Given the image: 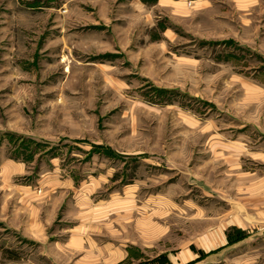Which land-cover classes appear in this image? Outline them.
<instances>
[{
	"label": "rangeland",
	"instance_id": "374dc122",
	"mask_svg": "<svg viewBox=\"0 0 264 264\" xmlns=\"http://www.w3.org/2000/svg\"><path fill=\"white\" fill-rule=\"evenodd\" d=\"M193 1L0 0V264H73L22 221L47 177L106 203L149 256L236 191L229 148L264 130V0ZM73 197L43 210L45 246L85 220Z\"/></svg>",
	"mask_w": 264,
	"mask_h": 264
},
{
	"label": "crops",
	"instance_id": "0c3cea01",
	"mask_svg": "<svg viewBox=\"0 0 264 264\" xmlns=\"http://www.w3.org/2000/svg\"><path fill=\"white\" fill-rule=\"evenodd\" d=\"M138 1L143 6H166L177 11H184L181 5L187 3V0ZM193 2L200 5L208 0ZM261 133L258 146L231 145L227 165L230 180L237 185L236 191L220 190L210 196L214 207L212 210L201 207L199 219L211 214L212 223L198 237L184 241L176 248L149 256L144 246L128 239L124 228L118 232L110 231V219L103 207L106 203L102 205L90 200L82 192L80 196L72 179H41L45 193L22 197V209L28 212L24 213L22 221L38 234L39 242L32 241L46 250L57 249L64 256L76 255L73 264H264V130ZM69 192L76 197L70 205L67 203L68 208H78L81 212L78 215L85 220L62 227L65 238L52 240L51 246H45L40 238L46 228L43 210L53 211V202L58 198L64 205ZM22 231L25 233L24 228ZM235 232L242 235L237 237ZM22 235L25 239L23 232ZM47 255L51 257L50 252ZM50 260V263L58 264L56 259Z\"/></svg>",
	"mask_w": 264,
	"mask_h": 264
},
{
	"label": "trees",
	"instance_id": "16d2710c",
	"mask_svg": "<svg viewBox=\"0 0 264 264\" xmlns=\"http://www.w3.org/2000/svg\"><path fill=\"white\" fill-rule=\"evenodd\" d=\"M160 92L164 93L163 91H158V93H160ZM103 153H105L107 155H111L112 154V151L107 148V149H103ZM241 235H242V233H238L237 237H239ZM8 257L15 258V256L12 255V253H9V256Z\"/></svg>",
	"mask_w": 264,
	"mask_h": 264
}]
</instances>
